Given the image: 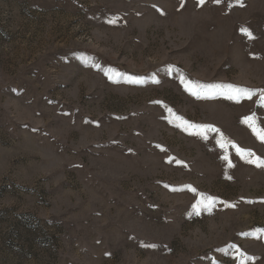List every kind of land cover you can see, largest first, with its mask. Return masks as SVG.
I'll list each match as a JSON object with an SVG mask.
<instances>
[{"label":"rangeland","instance_id":"obj_1","mask_svg":"<svg viewBox=\"0 0 264 264\" xmlns=\"http://www.w3.org/2000/svg\"><path fill=\"white\" fill-rule=\"evenodd\" d=\"M227 86L264 90V0H0V264H264Z\"/></svg>","mask_w":264,"mask_h":264},{"label":"snow or ice","instance_id":"obj_2","mask_svg":"<svg viewBox=\"0 0 264 264\" xmlns=\"http://www.w3.org/2000/svg\"><path fill=\"white\" fill-rule=\"evenodd\" d=\"M217 3L220 2V0H216ZM239 2V0H238ZM199 3L202 5L204 3V0H199ZM241 6H243L241 4ZM241 31L247 35L249 38H253L252 33L246 29L243 28L241 29ZM186 87H188L189 91H192L193 95H199V92L194 91L193 90V86H191L190 84L186 85ZM223 92L226 95V98L229 100H235L236 102L240 101L241 96H243L244 98L247 99H251L253 95H257L259 97V101L262 107H264V90H260L258 93L253 91V90H248V89H244V88H236L233 86H227L226 89H223ZM169 111H171L169 109ZM177 119H181L180 117H177ZM246 124H248V126L250 128H252L253 132L258 136L259 139H261L262 141H264V128H260L259 125L256 123V117L255 116H250V117H246L245 121ZM187 127H194L193 125L189 124L187 121L183 122ZM203 128V126H201ZM208 131H214V132H219V129H215V128H209L206 129ZM222 136V134H221ZM221 146L223 147V141L220 142ZM233 147H236L237 153L239 155H241L242 158L248 157L249 159L246 160V162L248 163H254L256 164L257 167H264V160H261L259 157H256L255 159H250V157L254 156L253 153L251 152H245L244 150L240 149L239 147L232 145ZM225 160H229L228 156L224 157ZM229 166L231 165V162L229 161ZM175 190V189H174ZM190 190L192 192H196V190L194 188H190ZM204 198H202L203 201ZM209 203H215V201L212 198H208ZM228 207H235V205H227ZM197 208H199V205H197ZM264 231V230H262ZM152 247H155V245H152Z\"/></svg>","mask_w":264,"mask_h":264}]
</instances>
